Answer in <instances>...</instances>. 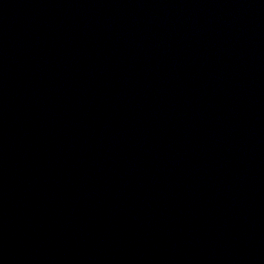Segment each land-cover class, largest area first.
Instances as JSON below:
<instances>
[{
	"label": "water",
	"instance_id": "95a60500",
	"mask_svg": "<svg viewBox=\"0 0 264 264\" xmlns=\"http://www.w3.org/2000/svg\"><path fill=\"white\" fill-rule=\"evenodd\" d=\"M0 264H264V0H0Z\"/></svg>",
	"mask_w": 264,
	"mask_h": 264
}]
</instances>
